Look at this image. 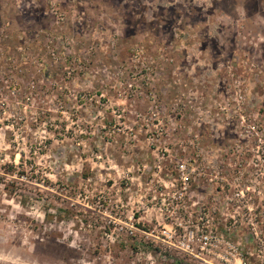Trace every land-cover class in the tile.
Instances as JSON below:
<instances>
[{"label": "rangeland", "instance_id": "rangeland-1", "mask_svg": "<svg viewBox=\"0 0 264 264\" xmlns=\"http://www.w3.org/2000/svg\"><path fill=\"white\" fill-rule=\"evenodd\" d=\"M0 264H264V0H0Z\"/></svg>", "mask_w": 264, "mask_h": 264}, {"label": "built area", "instance_id": "built-area-1", "mask_svg": "<svg viewBox=\"0 0 264 264\" xmlns=\"http://www.w3.org/2000/svg\"><path fill=\"white\" fill-rule=\"evenodd\" d=\"M179 169H180L179 171H184L185 170V166L184 165H180ZM163 235L168 236L167 233H164ZM190 239L192 240V236H190ZM204 240H208V238L204 237Z\"/></svg>", "mask_w": 264, "mask_h": 264}]
</instances>
